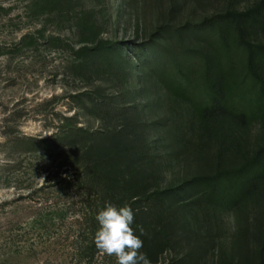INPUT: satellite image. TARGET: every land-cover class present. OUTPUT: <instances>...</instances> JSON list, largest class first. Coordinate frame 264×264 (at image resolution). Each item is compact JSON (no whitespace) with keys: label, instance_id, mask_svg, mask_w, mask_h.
Segmentation results:
<instances>
[{"label":"rangeland","instance_id":"rangeland-1","mask_svg":"<svg viewBox=\"0 0 264 264\" xmlns=\"http://www.w3.org/2000/svg\"><path fill=\"white\" fill-rule=\"evenodd\" d=\"M228 10L245 18L264 0H0V264H111L87 249L95 202L72 136L120 130L114 142L141 151L130 171L167 198L172 236L163 228L151 264H261L264 180L239 204L193 186L256 156L264 120L220 110L197 119L155 76L164 28ZM247 29L264 44V26Z\"/></svg>","mask_w":264,"mask_h":264},{"label":"trees","instance_id":"trees-1","mask_svg":"<svg viewBox=\"0 0 264 264\" xmlns=\"http://www.w3.org/2000/svg\"><path fill=\"white\" fill-rule=\"evenodd\" d=\"M248 25L254 30L263 27L264 11L240 18L228 10L194 27L168 26L159 34L155 76L171 95L191 105L197 119L220 110L244 121L252 117L264 120V44L249 39ZM122 134L120 130L72 136L81 143L75 149L78 177L95 202L94 210L86 215L91 237L87 249L92 259L97 256L116 264L114 256H101L95 247L96 216L106 202L118 206L129 202L136 212L133 227L141 226L147 233L141 237V251L153 263L167 242L164 232L167 230L168 238L172 236L167 198L151 189L140 170L130 171L133 167L129 164L139 160L141 151L134 139L115 143ZM260 180H264V147L251 160L231 162L213 174L198 177L193 189L210 202L239 204ZM258 256L264 264V246Z\"/></svg>","mask_w":264,"mask_h":264},{"label":"clouds","instance_id":"clouds-1","mask_svg":"<svg viewBox=\"0 0 264 264\" xmlns=\"http://www.w3.org/2000/svg\"><path fill=\"white\" fill-rule=\"evenodd\" d=\"M135 215L129 202L122 206L106 202L96 216L99 227L94 235V244L99 255L114 256L116 264H151L147 254L141 251L144 247L141 237L147 233L141 226L133 227Z\"/></svg>","mask_w":264,"mask_h":264}]
</instances>
